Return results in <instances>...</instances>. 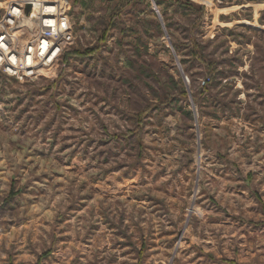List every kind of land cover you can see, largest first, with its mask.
<instances>
[{
  "label": "rangeland",
  "instance_id": "374dc122",
  "mask_svg": "<svg viewBox=\"0 0 264 264\" xmlns=\"http://www.w3.org/2000/svg\"><path fill=\"white\" fill-rule=\"evenodd\" d=\"M157 1L67 0L60 57L23 78L0 69L3 258L22 239L29 264H199L220 246L224 186L256 177L242 162L264 128V1ZM240 37L254 52L241 73Z\"/></svg>",
  "mask_w": 264,
  "mask_h": 264
},
{
  "label": "crops",
  "instance_id": "0c3cea01",
  "mask_svg": "<svg viewBox=\"0 0 264 264\" xmlns=\"http://www.w3.org/2000/svg\"><path fill=\"white\" fill-rule=\"evenodd\" d=\"M239 1L240 2L236 3V5L240 8L243 7L246 9H250L249 8L250 6L253 7V5H255L254 3L249 4L245 0H239ZM261 1L263 2L264 0ZM154 4H156V6H158L159 9L162 7L158 4L157 0H154ZM255 12L257 16H260V14H262L263 12V6L261 8H255ZM209 41L213 43L214 38H210ZM252 43H253L252 37L249 41L242 37L238 38V40L235 41L234 47L238 48L236 56L239 57V66L236 69L239 70L240 73L243 69L249 67L245 61L248 58V54L252 55L254 52L250 51L249 53L248 52L246 53L244 52L243 49H245L244 47H251V46L252 49L253 48ZM235 87L237 88V92H238L237 99H239L240 102L242 103L241 96L243 95V84L238 83L236 84ZM260 130L262 131H258V133L256 134L257 137H255L257 138L256 146L258 148H255L254 150L252 149L249 150V151H254V153L252 152L254 158L252 165L247 166L245 163L242 162V168H247L248 169L247 171L252 170L255 172L256 174L255 180L254 181L252 180L249 181L245 179L242 181L236 180L234 184L235 186H233L235 187V190H233L232 186L229 185L224 186L225 194H223L222 196L220 195L221 196L220 203L223 202L225 203V204L223 203L224 210H221L219 213H217L219 218H213L214 220L219 219L220 223L226 225L227 224L226 218L228 215L227 213L228 211H230L232 207L231 203L234 202V204H236L230 216L232 217V219L236 221L237 219L240 218L239 220L242 221L238 225L240 226V229H237L236 231L241 230L242 233L239 232L237 242L234 245L235 252H233L232 255L227 252L228 245L225 240L226 237V233L224 230L225 226L220 224V228H221L219 230L220 246H215L214 243L210 245V241L207 242L208 248L207 250H204L203 253L205 259L203 260V262H200L202 264H264V259L261 258V255H264V231H262L263 232L262 234L260 233L261 230H264V128H261ZM227 203H229L231 207L227 205ZM237 203H239V205H237ZM246 211L248 212L246 213ZM27 227H29V225H27L26 228ZM19 228L21 229V226ZM0 231H1L0 237H3L5 233H2L3 232L2 229ZM245 231H247V233H249L250 235L253 234L255 235V238L251 236L254 239V243H250L251 241L245 242L244 240L243 241L240 240L242 239L240 237H243L244 235L243 233H245ZM248 243L250 250H248L247 254L244 255L242 253L243 252L242 250L243 247H245L244 245ZM11 247H13L12 248L13 252L10 253L11 256L5 258H3L4 256L2 253L3 252L2 248H0V264H29L32 261L33 248L31 244L28 245V243L24 242V240L22 239L20 243L17 242L11 245ZM143 250L144 248L138 250V252L142 255ZM215 250L218 251L219 253L218 258H215V256L213 255L214 253H216ZM29 256L31 257L30 260H29ZM156 263L157 262L154 261V264Z\"/></svg>",
  "mask_w": 264,
  "mask_h": 264
},
{
  "label": "built area",
  "instance_id": "2783aa9c",
  "mask_svg": "<svg viewBox=\"0 0 264 264\" xmlns=\"http://www.w3.org/2000/svg\"><path fill=\"white\" fill-rule=\"evenodd\" d=\"M24 3L34 19L30 37L20 44L13 27L24 15ZM66 8L67 0H0V69L23 78L60 57L74 40Z\"/></svg>",
  "mask_w": 264,
  "mask_h": 264
},
{
  "label": "water",
  "instance_id": "95a60500",
  "mask_svg": "<svg viewBox=\"0 0 264 264\" xmlns=\"http://www.w3.org/2000/svg\"><path fill=\"white\" fill-rule=\"evenodd\" d=\"M30 7L27 6V8L25 9L26 13L29 11Z\"/></svg>",
  "mask_w": 264,
  "mask_h": 264
}]
</instances>
